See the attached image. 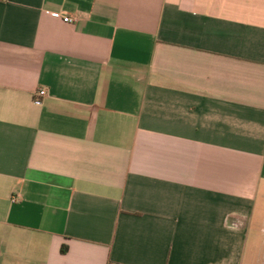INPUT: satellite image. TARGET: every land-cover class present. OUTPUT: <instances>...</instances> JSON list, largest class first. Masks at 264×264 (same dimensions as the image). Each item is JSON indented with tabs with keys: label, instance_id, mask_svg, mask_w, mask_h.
Segmentation results:
<instances>
[{
	"label": "crops",
	"instance_id": "1",
	"mask_svg": "<svg viewBox=\"0 0 264 264\" xmlns=\"http://www.w3.org/2000/svg\"><path fill=\"white\" fill-rule=\"evenodd\" d=\"M0 264H264V0H0Z\"/></svg>",
	"mask_w": 264,
	"mask_h": 264
},
{
	"label": "built area",
	"instance_id": "2",
	"mask_svg": "<svg viewBox=\"0 0 264 264\" xmlns=\"http://www.w3.org/2000/svg\"><path fill=\"white\" fill-rule=\"evenodd\" d=\"M56 16H59L60 15H56ZM63 21L65 23H69L71 24L72 22H74L73 20H71L69 17H63ZM47 96V92L45 89H42V90H39L36 95L34 96V103L36 105H41V102H42V99L45 98Z\"/></svg>",
	"mask_w": 264,
	"mask_h": 264
},
{
	"label": "trees",
	"instance_id": "3",
	"mask_svg": "<svg viewBox=\"0 0 264 264\" xmlns=\"http://www.w3.org/2000/svg\"><path fill=\"white\" fill-rule=\"evenodd\" d=\"M66 251H65V249H62V253H65Z\"/></svg>",
	"mask_w": 264,
	"mask_h": 264
}]
</instances>
